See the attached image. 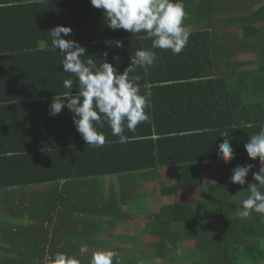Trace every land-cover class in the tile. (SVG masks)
Masks as SVG:
<instances>
[{
	"label": "trees",
	"instance_id": "1",
	"mask_svg": "<svg viewBox=\"0 0 264 264\" xmlns=\"http://www.w3.org/2000/svg\"><path fill=\"white\" fill-rule=\"evenodd\" d=\"M182 2L184 23L191 29L187 46L179 55L153 50L155 65L132 74L139 77L141 94L151 93L150 119L134 132L125 128V143L105 124L98 129L105 144L89 147L67 107L51 121L60 130L35 125L37 104L50 105L55 95L69 91L62 81L75 77L59 68V77L44 86L37 83L42 62L54 53L24 54L31 37L39 38L26 8L44 7L52 14L60 7L46 31L56 19L77 26L64 38L86 48L98 45L100 53L92 54L97 62L105 50L120 72L130 54L117 51L150 49L151 38L111 30L104 16L81 12L87 7L84 0H43L22 7L17 0H0V66L6 64L0 70L9 86L18 84L25 94L16 102L0 101V264H47L57 251L76 254L87 264L96 250L115 251L121 264H264V216L237 215L248 183L230 181L237 165H254L249 183L260 167L259 158L251 160L243 145L264 124V0ZM9 14L16 17L7 19ZM43 37L51 48L49 34ZM108 40L124 46L106 45ZM20 88L0 86L8 93ZM225 132L234 149L228 163L217 157ZM215 163L218 180L205 182L206 170ZM168 168L176 170L170 184L161 177ZM193 186L198 187L194 204L173 199ZM137 220L139 227L129 232L128 224ZM103 234L110 235L109 241Z\"/></svg>",
	"mask_w": 264,
	"mask_h": 264
},
{
	"label": "clouds",
	"instance_id": "2",
	"mask_svg": "<svg viewBox=\"0 0 264 264\" xmlns=\"http://www.w3.org/2000/svg\"><path fill=\"white\" fill-rule=\"evenodd\" d=\"M95 9H102L108 27L113 30L123 29L131 34L144 32L151 38L150 49H136L129 57V64L123 72L117 70L108 61V52L97 64L92 58L86 60V48L73 39H65L72 33L71 27L57 25L48 31L53 50L62 54L63 72L72 74L75 79L62 81L63 87L69 91L55 95L49 105V114L57 116L67 107L72 113V122L76 131L89 147H102L105 135L99 131L105 126L118 136L121 143L128 137L125 128L134 132L139 124L150 119L146 109L149 108L150 92L141 94L139 77L132 75L137 68L154 66L157 61L155 49L171 50L179 55L187 46L191 29L185 25L187 13L182 0H90ZM63 34V35H62ZM122 48L120 40L105 42ZM91 57V56H87ZM113 59L118 64L120 57ZM76 87L73 94L72 89ZM218 145V159L225 163L234 158V149L228 139V133ZM251 160L259 158L258 171H252V183L246 180L253 164L237 165L230 176L233 184L248 183L246 198L240 202L237 215L247 217L252 212L264 216V124L260 130L249 136L243 145ZM165 243H168L165 241ZM86 251L81 248V252ZM47 264H82L76 254L57 251L47 258ZM87 264H121L119 255L113 250H96L91 253Z\"/></svg>",
	"mask_w": 264,
	"mask_h": 264
},
{
	"label": "crops",
	"instance_id": "3",
	"mask_svg": "<svg viewBox=\"0 0 264 264\" xmlns=\"http://www.w3.org/2000/svg\"><path fill=\"white\" fill-rule=\"evenodd\" d=\"M18 3H16L17 6H24L25 4H29V3H34V4H42L43 3V0H17ZM87 5V7H82L81 8V12H87V10L92 13L93 15L92 16H97L98 18L102 15L103 16V10L102 9H95L91 3H90V0H84V5ZM57 9V13H55ZM20 10V8H19ZM26 11H27V16L29 17L28 19L33 22V29L34 31L38 32L39 34V38H35V40L33 39V37H31V42H29L26 47H25V53L24 54H33V53H54V56L52 58H50L49 61L47 60H44L42 62V68H43V73L41 75H38L37 76V83L38 84H42L43 86L48 84L49 82H51L53 79H55V77H59V74L60 71H56L57 69L59 68H62L61 66V60L63 58L62 54L60 52H58L59 50L57 49L56 50H53L52 47L49 48L46 44H45V39L46 37H43V35L46 36V33L48 34V31L49 29L46 31L47 27H48V24L51 23L52 20H50L51 17H54L56 18V15L59 14V12L61 11V8H52L51 9V12L52 14H48V12L46 13V9L44 7H27L26 8ZM50 12V13H51ZM95 13V14H94ZM54 15V16H53ZM101 16V17H102ZM7 19L9 17L10 18H13V17H16V15H13V14H9L6 16ZM58 19H56V22L51 26V27H54L56 25H60L61 23L59 21H57ZM50 27V28H51ZM77 26H74L72 25L71 26V29H76ZM78 35H80V37H82L81 33H79ZM88 38V37H87ZM33 39V40H32ZM47 40V39H46ZM82 40V39H81ZM31 45V46H30ZM81 46H84L85 48L88 47L86 45H82V43H80ZM98 45H91L90 48H86V53L85 55L87 56H91V57H82V59L86 60L88 58H92L93 60H95L94 62H96L97 64H99L100 62H97V56H93L92 54H99V49L97 48ZM127 47H123L122 49H119L117 51V53L121 54L122 52L124 53L125 52V55L127 57V53H129L130 55L132 54V52L134 50L128 48L126 49ZM88 49V50H87ZM102 53L105 52V50H102L101 51ZM87 53H91V55H88ZM129 55V57H130ZM103 58V56L101 57ZM112 63V62H111ZM113 64V63H112ZM115 65V64H113ZM6 64L4 66H0V68L3 67V69L5 68ZM128 66V65H127ZM40 67V68H41ZM125 68V67H124ZM48 71V73H47ZM120 71V70H118ZM123 72V71H122ZM39 74V73H38ZM61 74V73H60ZM10 79L9 77H6V76H3L2 77V69L0 70V86L1 85H7V87H10V86H17L18 88H20V86L18 84H15V85H10ZM14 83V82H12ZM11 89V88H10ZM21 89V88H20ZM13 90V89H12ZM8 94V95H7ZM22 95H25L24 92L21 90H18L16 89V92H5V91H1L0 90V101H5V102H16V100L20 99L19 97L22 96ZM18 97V98H17ZM21 102H30L28 100H25V101H21ZM5 104V103H3ZM26 104V103H25ZM4 106V105H2ZM10 106V105H9ZM12 106V105H11ZM17 106H21V105H17ZM33 107V106H32ZM37 108L39 107L38 109V113H36V109H34V112L32 111V114H34V118L36 117V120H37V123L35 125H40V127H43L42 130H45V131H49V132H56L58 131V129L60 130L61 128L56 125V126H53L51 127V125H53V123L51 124V121L53 120V118H56V117H53L51 116L49 113H48V110H47V107H49V104H45L43 101H40L37 106ZM25 111H22V113H24ZM31 114V115H32ZM53 122V121H52ZM50 125V126H49ZM25 127V131H30L32 130L31 127L29 126H26L24 125ZM168 171H175V169L173 168H168V169H163L161 170V177L163 180H173V178L175 177V175H170L169 176V173ZM205 176V175H204ZM107 181H109V179H106ZM111 180H114L115 181V178H111ZM154 187V186H153ZM152 187V190H151V193H152V197L155 198V199H158V193L157 195L154 194V188ZM154 206V205H153ZM151 206V208L153 209L154 207L156 206ZM150 207V206H149ZM109 235V234H108ZM103 241H109V239H103ZM124 246V245H123ZM127 247V246H126Z\"/></svg>",
	"mask_w": 264,
	"mask_h": 264
},
{
	"label": "rangeland",
	"instance_id": "4",
	"mask_svg": "<svg viewBox=\"0 0 264 264\" xmlns=\"http://www.w3.org/2000/svg\"><path fill=\"white\" fill-rule=\"evenodd\" d=\"M217 163H215L213 165L212 169H208L205 172V176H204V181L205 182H209V183H215L218 180V176H217ZM169 176L171 175H175L176 172L175 171H168ZM165 183L170 184L171 180H163ZM154 194L157 195L158 193V188L157 186H154ZM173 199H178L181 202H186V203H190V204H194L197 200H198V187L193 186L190 188H186V189H181L178 191L177 196H175ZM156 200V199H155ZM157 203H159L157 201ZM154 207V206H153ZM151 208V207H150ZM154 209V208H153ZM141 221L137 220V221H132L128 224L129 228L128 231L129 232H133L136 230L137 227H139V223ZM102 238L105 239H110V235L108 234H103Z\"/></svg>",
	"mask_w": 264,
	"mask_h": 264
}]
</instances>
